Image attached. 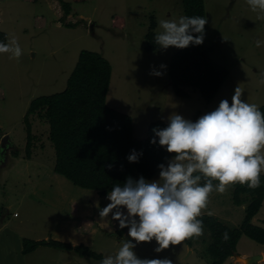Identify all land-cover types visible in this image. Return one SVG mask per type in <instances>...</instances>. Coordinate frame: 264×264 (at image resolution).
Segmentation results:
<instances>
[{"label": "rangeland", "instance_id": "374dc122", "mask_svg": "<svg viewBox=\"0 0 264 264\" xmlns=\"http://www.w3.org/2000/svg\"><path fill=\"white\" fill-rule=\"evenodd\" d=\"M65 1L71 2V11L64 18L59 0H0V34H4L0 43L8 44L15 38L21 49L18 58L0 53V143L3 136H8L3 152L0 146V264L13 261L10 255L3 254V244L11 254L23 257L12 243L19 234L32 240L57 239L53 232L58 231V241L72 246L83 244L104 258L115 256L122 243L131 240L128 228L121 236L115 234L117 226L114 228L111 223L115 209L105 217L100 215L110 203L108 194L101 196L75 186L53 171L54 150L47 137L48 124L38 113L27 116L33 140L29 159L25 153L28 122L24 117L30 101L62 91L82 49L99 52L110 62L106 104L131 116L133 136L138 140L146 136L152 121L169 123L171 115L179 114L195 122L214 111L221 100L231 104L236 87L243 90L241 99L246 103L264 105V83L260 82L264 74V20L257 19L258 13L251 11L246 0H204V46H213L210 57L229 71L227 80L210 101H205L191 86L178 85L187 94L185 97L174 93L167 71L171 56L179 49H146L150 19L155 20L152 33L156 36L161 31V19L182 17L181 0ZM115 15L119 19H114ZM65 21L75 25L68 27ZM258 40L260 47L256 46ZM154 71L162 75H153ZM15 152L19 155L14 156ZM159 171L144 179L158 180ZM232 190L231 185L223 193L213 190L200 215L239 228L249 202L235 204ZM72 200L79 205L77 214L71 212ZM120 210L127 214L126 209ZM81 218L84 225L92 220L87 233L77 230ZM250 222L264 227V200ZM240 236L235 252L243 254L249 250L252 255H259L264 250L262 244L246 234ZM209 241V233L203 230L191 245L184 240L156 252L155 239L139 243L131 240L139 258L168 259L172 264H209ZM21 264L99 262L79 256L74 250L41 246L23 257ZM222 264L245 263L230 256Z\"/></svg>", "mask_w": 264, "mask_h": 264}, {"label": "trees", "instance_id": "16d2710c", "mask_svg": "<svg viewBox=\"0 0 264 264\" xmlns=\"http://www.w3.org/2000/svg\"><path fill=\"white\" fill-rule=\"evenodd\" d=\"M59 1L65 18L70 14L71 2ZM181 4L183 6L181 16L206 18L204 0H181ZM115 18L119 19L116 15ZM64 24L68 27L75 25L70 21H65ZM149 26L150 30L146 33L149 39L146 49L153 51L159 48L155 43V35L152 33V29L156 26L153 17L150 19ZM3 39L4 34H0V42ZM212 49L213 46L207 47L204 43L190 45L179 49L171 56L167 74L175 94L180 97L187 95L178 87L180 85L193 87L205 101H210L214 97L222 83L227 80L229 71L210 57ZM111 70L110 62L99 52L82 49L67 78L65 88L60 92L40 95L32 99L24 117L28 122L26 123V156L30 157L33 140L27 116L29 113H38V116L48 124L47 137L54 150L53 171L73 185L94 190L101 196L107 195L116 185L123 186L128 177L133 180L140 177L152 178L159 170L157 166L166 163L174 156L168 153L165 147L159 145L158 137L157 143L150 142L154 137L153 129H163L168 126V123L162 120L150 122L146 136L138 140L133 136L131 116L106 104ZM259 111L264 114V105L259 107ZM132 150L142 153L136 163H129L127 160ZM13 155L17 156L18 152ZM260 181V187L254 190L249 189L246 184L231 185L233 187L232 201L235 204L249 202L245 210V218L239 228H230L215 217L207 215L197 217L198 220L203 221V230L210 235V241L206 247L209 264H222L232 256L243 233L260 244L264 243V228L250 222L258 212L264 198L263 173H260ZM212 182L214 185L219 183L218 180ZM71 202L73 203L71 212L77 214L79 205L74 200ZM84 221L83 218L77 221V230L87 233L91 228L92 220L88 219L87 225L83 224ZM111 223L114 228L117 226L115 234L119 236L127 228L121 229L119 221L113 218ZM224 234H227V239L224 238ZM194 238L195 236L185 239L187 245H191ZM41 246L74 250L79 256L92 258L99 264L104 259L101 253L83 244L72 246L57 239L23 238L21 252L27 254Z\"/></svg>", "mask_w": 264, "mask_h": 264}, {"label": "clouds", "instance_id": "9594fccd", "mask_svg": "<svg viewBox=\"0 0 264 264\" xmlns=\"http://www.w3.org/2000/svg\"><path fill=\"white\" fill-rule=\"evenodd\" d=\"M246 3L258 13V20H264V0ZM206 24L207 19L202 16L161 19L155 43L165 50L170 46L184 49L202 45ZM256 46L260 47L261 41H256ZM0 53L18 58L21 49L13 38L8 44L0 43ZM152 74L162 75L157 71ZM260 82L264 83V74ZM242 95L243 90L236 87L231 104L221 100L214 111L195 122L173 114L167 127L154 128L150 142L157 143L158 137L159 145L174 156L167 166H157L158 180L128 177L123 186H114L107 195L110 203L100 215L105 217L115 209L112 218L119 221L121 229L128 228L131 240L139 243L155 239L158 244L155 251L160 252L169 245L203 234V221L197 217L207 206L213 190L223 193L236 183L253 190L260 187V173L264 171V114L258 105L242 100ZM141 154L132 150L128 162H138ZM214 180L219 181L218 185L213 184ZM121 208L126 209V215ZM224 238L227 239V234ZM131 240H125L115 256H106L100 264H172L168 259L139 258Z\"/></svg>", "mask_w": 264, "mask_h": 264}, {"label": "crops", "instance_id": "0c3cea01", "mask_svg": "<svg viewBox=\"0 0 264 264\" xmlns=\"http://www.w3.org/2000/svg\"><path fill=\"white\" fill-rule=\"evenodd\" d=\"M19 155V154H18ZM17 155V156H18ZM30 158V157H29ZM28 158V159H29ZM263 200H264V198H263ZM263 202V201H262ZM262 225L264 226V223L262 222ZM264 228V227H263ZM54 234V236L58 239V231H55V232H53ZM20 236V234L19 235H15V237H14V242H12V243H14L16 246H15V250H17V251H19L20 252V250H22V239L23 238H26V237H21ZM237 245V244H236ZM263 246H264V243L262 244ZM3 254H7V255H10L11 257H12V262H11V264H21V260H22V258L23 257H25V256H27V255H29V254H31V253H33V252H35V250H33L32 252H30V253H27V254H23V257L22 256H20L19 254H11L10 253V249L9 248H7L6 247V245L5 244H3ZM48 247H50V246H48ZM182 251L180 250V253H181ZM237 254H239L238 252H236ZM260 254L261 255H264V250H262V251H260ZM240 256H243V257H246V256H248V255H252V252L251 251H247V252H244L243 254H239ZM256 264H264V258H263V260H260V262H258V263H256Z\"/></svg>", "mask_w": 264, "mask_h": 264}, {"label": "water", "instance_id": "95a60500", "mask_svg": "<svg viewBox=\"0 0 264 264\" xmlns=\"http://www.w3.org/2000/svg\"><path fill=\"white\" fill-rule=\"evenodd\" d=\"M0 146H1L2 152L8 146V136L7 135L2 137ZM233 256L236 257V258H240V255H238L235 252H233ZM263 258H264V255H261V254H259V255H248L246 257H243L242 261L245 264H256L258 261L263 260Z\"/></svg>", "mask_w": 264, "mask_h": 264}, {"label": "bare ground", "instance_id": "6f19581e", "mask_svg": "<svg viewBox=\"0 0 264 264\" xmlns=\"http://www.w3.org/2000/svg\"><path fill=\"white\" fill-rule=\"evenodd\" d=\"M238 259H239V261H241L243 263L242 258H238Z\"/></svg>", "mask_w": 264, "mask_h": 264}]
</instances>
